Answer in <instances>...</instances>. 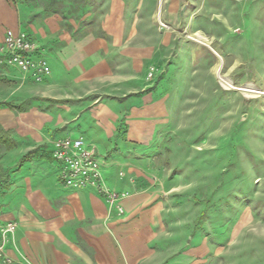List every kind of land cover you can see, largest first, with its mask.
Listing matches in <instances>:
<instances>
[{
  "label": "crops",
  "instance_id": "1",
  "mask_svg": "<svg viewBox=\"0 0 264 264\" xmlns=\"http://www.w3.org/2000/svg\"><path fill=\"white\" fill-rule=\"evenodd\" d=\"M137 2L108 0L98 29L76 36L78 29L57 12L28 22L23 5L16 10L0 0V45L5 30L26 31L50 67L38 84L0 69V77L17 81L10 94L17 98L0 102V125L17 144L0 149V222L17 224L6 246L14 264H184L189 258L167 250L169 201L151 168L168 106L163 90L146 78L152 66L164 72L158 50L168 44L122 42L133 31L126 12H139ZM61 137L81 138L104 155V188L127 194L122 215L95 188L61 184L50 154L51 141Z\"/></svg>",
  "mask_w": 264,
  "mask_h": 264
},
{
  "label": "rangeland",
  "instance_id": "2",
  "mask_svg": "<svg viewBox=\"0 0 264 264\" xmlns=\"http://www.w3.org/2000/svg\"><path fill=\"white\" fill-rule=\"evenodd\" d=\"M9 1L27 9L17 12L22 24L23 14L29 22L57 12L76 36L108 14V0ZM137 3L122 42L168 44L158 50L164 72L152 66L146 78L168 106L151 160L169 201L167 250L188 256L184 264H264V0ZM16 84L0 77L1 103L17 98Z\"/></svg>",
  "mask_w": 264,
  "mask_h": 264
},
{
  "label": "built area",
  "instance_id": "3",
  "mask_svg": "<svg viewBox=\"0 0 264 264\" xmlns=\"http://www.w3.org/2000/svg\"><path fill=\"white\" fill-rule=\"evenodd\" d=\"M165 27L163 24H160ZM40 54L38 44L24 31L7 29L0 45V69L15 70L21 80L42 83L50 75V67ZM149 77L153 76V69ZM50 154L59 167V180L66 188H95L105 197L117 215L123 214L121 200L127 194H119L104 188L101 174V156L81 138L61 137L51 141ZM17 224L0 222V264H14L6 253V246L14 235Z\"/></svg>",
  "mask_w": 264,
  "mask_h": 264
},
{
  "label": "trees",
  "instance_id": "4",
  "mask_svg": "<svg viewBox=\"0 0 264 264\" xmlns=\"http://www.w3.org/2000/svg\"><path fill=\"white\" fill-rule=\"evenodd\" d=\"M5 107H10L14 110H21V108L19 106H16L15 104L12 103H6L4 104ZM1 107V105H0ZM16 142L11 138L10 133L6 130H4L2 128V126L0 125V148H3L6 151H10L14 148H16ZM38 151L34 150L29 152L26 156H24L23 158H21V160L19 161V164L22 165L24 163H26L27 161H29L30 159L33 158V155L36 154Z\"/></svg>",
  "mask_w": 264,
  "mask_h": 264
},
{
  "label": "bare ground",
  "instance_id": "5",
  "mask_svg": "<svg viewBox=\"0 0 264 264\" xmlns=\"http://www.w3.org/2000/svg\"><path fill=\"white\" fill-rule=\"evenodd\" d=\"M198 42V41H197ZM218 75V74H217ZM221 81L223 82V84H225L227 87H229V88H233V86H231L228 82H226V81H223L222 79H221Z\"/></svg>",
  "mask_w": 264,
  "mask_h": 264
}]
</instances>
